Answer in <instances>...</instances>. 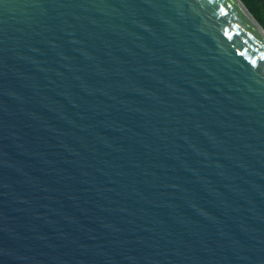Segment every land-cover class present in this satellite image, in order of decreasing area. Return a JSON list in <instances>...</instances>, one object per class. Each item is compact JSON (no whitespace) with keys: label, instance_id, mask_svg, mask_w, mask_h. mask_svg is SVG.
<instances>
[{"label":"water","instance_id":"water-1","mask_svg":"<svg viewBox=\"0 0 264 264\" xmlns=\"http://www.w3.org/2000/svg\"><path fill=\"white\" fill-rule=\"evenodd\" d=\"M0 264H264L242 0H0Z\"/></svg>","mask_w":264,"mask_h":264},{"label":"trees","instance_id":"trees-1","mask_svg":"<svg viewBox=\"0 0 264 264\" xmlns=\"http://www.w3.org/2000/svg\"><path fill=\"white\" fill-rule=\"evenodd\" d=\"M264 27V0H242Z\"/></svg>","mask_w":264,"mask_h":264},{"label":"bare ground","instance_id":"bare-ground-1","mask_svg":"<svg viewBox=\"0 0 264 264\" xmlns=\"http://www.w3.org/2000/svg\"><path fill=\"white\" fill-rule=\"evenodd\" d=\"M247 11V10H246ZM248 12V11H247ZM249 13V12H248ZM250 14V13H249Z\"/></svg>","mask_w":264,"mask_h":264}]
</instances>
